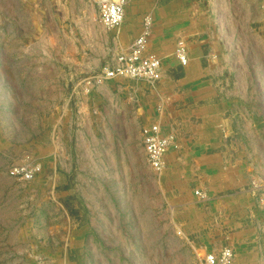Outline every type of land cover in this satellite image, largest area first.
<instances>
[{
  "label": "crops",
  "instance_id": "crops-1",
  "mask_svg": "<svg viewBox=\"0 0 264 264\" xmlns=\"http://www.w3.org/2000/svg\"><path fill=\"white\" fill-rule=\"evenodd\" d=\"M145 15L152 22L147 50L161 60V82L98 81ZM247 38L264 56V0H127L118 29L106 28L93 0H0V100L11 108L4 119L13 147L5 150L35 149L44 166L61 144L77 147L83 135L89 149L97 134L120 144L141 141L154 122L173 128L176 142L159 177L204 254L230 246L232 264H264V203L248 164L258 136L246 106L252 81L237 68L239 46H251ZM179 42L185 65L176 55ZM236 131L245 147L228 159L223 136ZM195 189L208 199L200 201Z\"/></svg>",
  "mask_w": 264,
  "mask_h": 264
},
{
  "label": "rangeland",
  "instance_id": "rangeland-1",
  "mask_svg": "<svg viewBox=\"0 0 264 264\" xmlns=\"http://www.w3.org/2000/svg\"><path fill=\"white\" fill-rule=\"evenodd\" d=\"M245 40L251 46H239L237 68L252 81L246 87V106L258 136L248 164L260 201L264 194V56L259 42ZM6 110H11L10 105L0 100V264L205 263L204 259L201 263L205 254L198 235L195 238L175 202L166 196L159 172L146 162L142 139L106 143L105 136L97 134L86 149L83 135L77 147L61 144L58 159L43 166L35 149L5 150L13 148L5 138ZM233 135L223 139L226 155L245 147L241 134ZM22 163L39 164L40 170L32 179L11 175L10 169ZM259 213L264 220V204ZM260 234L264 241V229Z\"/></svg>",
  "mask_w": 264,
  "mask_h": 264
},
{
  "label": "built area",
  "instance_id": "built-area-1",
  "mask_svg": "<svg viewBox=\"0 0 264 264\" xmlns=\"http://www.w3.org/2000/svg\"><path fill=\"white\" fill-rule=\"evenodd\" d=\"M127 0H93L96 4L101 22L108 29H118L124 19V8ZM151 18L145 15L142 18L138 34L131 40L128 47L123 50L114 51L109 66L103 67L97 78L110 80L122 77L135 81H144L150 87H156L162 80L163 71L161 60L158 56L147 50L148 39L151 33ZM176 55L182 65L187 63L185 45L178 43ZM89 83L91 81H88ZM94 82V80L92 81ZM231 134H225L224 138ZM234 136V135H233ZM176 132L173 128L165 130L158 122L150 124L144 130L142 143L145 158L150 167L160 172L166 167V154L176 142ZM236 143L235 140H231ZM40 165L22 163L10 169L13 176L23 179H32ZM194 193L200 201L208 199L205 191L195 189ZM264 201V194L261 196ZM234 249L230 246L222 247L218 252H210L205 255V264H232Z\"/></svg>",
  "mask_w": 264,
  "mask_h": 264
},
{
  "label": "bare ground",
  "instance_id": "bare-ground-1",
  "mask_svg": "<svg viewBox=\"0 0 264 264\" xmlns=\"http://www.w3.org/2000/svg\"><path fill=\"white\" fill-rule=\"evenodd\" d=\"M120 47V46H119Z\"/></svg>",
  "mask_w": 264,
  "mask_h": 264
}]
</instances>
